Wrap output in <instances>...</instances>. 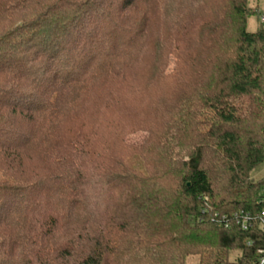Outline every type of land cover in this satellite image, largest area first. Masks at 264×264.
Instances as JSON below:
<instances>
[{
  "label": "trees",
  "instance_id": "1",
  "mask_svg": "<svg viewBox=\"0 0 264 264\" xmlns=\"http://www.w3.org/2000/svg\"><path fill=\"white\" fill-rule=\"evenodd\" d=\"M257 14L249 0H0V264H255Z\"/></svg>",
  "mask_w": 264,
  "mask_h": 264
},
{
  "label": "rangeland",
  "instance_id": "2",
  "mask_svg": "<svg viewBox=\"0 0 264 264\" xmlns=\"http://www.w3.org/2000/svg\"><path fill=\"white\" fill-rule=\"evenodd\" d=\"M249 3L251 6L259 5V7L264 10V0H249ZM263 15V16H259ZM264 17V14H257L253 16H249L248 18V25L247 29L249 31H255L258 26H260V23H263L262 18ZM146 132L144 131H136L132 133H128L127 140L129 143L132 144H139L145 137ZM250 176L254 180H261L264 178V161L261 162L256 168H254ZM261 193L264 194V189L261 190ZM185 264H199V258L198 255L190 254L185 257L184 260Z\"/></svg>",
  "mask_w": 264,
  "mask_h": 264
},
{
  "label": "built area",
  "instance_id": "3",
  "mask_svg": "<svg viewBox=\"0 0 264 264\" xmlns=\"http://www.w3.org/2000/svg\"><path fill=\"white\" fill-rule=\"evenodd\" d=\"M264 22V17L262 18ZM259 218V227L264 230V209L260 212V214H257ZM251 215L249 213H244L242 211L236 212L233 215V218L237 224H240L242 228H247L249 226V222ZM224 220H226V217H224ZM255 264H264V248L258 249V261Z\"/></svg>",
  "mask_w": 264,
  "mask_h": 264
}]
</instances>
